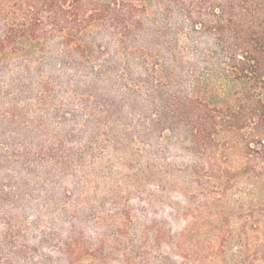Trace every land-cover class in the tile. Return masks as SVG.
<instances>
[{
  "label": "trees",
  "instance_id": "1",
  "mask_svg": "<svg viewBox=\"0 0 264 264\" xmlns=\"http://www.w3.org/2000/svg\"><path fill=\"white\" fill-rule=\"evenodd\" d=\"M0 264H264V0H0Z\"/></svg>",
  "mask_w": 264,
  "mask_h": 264
},
{
  "label": "rangeland",
  "instance_id": "2",
  "mask_svg": "<svg viewBox=\"0 0 264 264\" xmlns=\"http://www.w3.org/2000/svg\"><path fill=\"white\" fill-rule=\"evenodd\" d=\"M254 179H208L209 187H213L214 185L218 186L223 184L221 191H226L227 197L231 199H237L239 198L243 190L249 186V183H251ZM220 187V186H218ZM231 220L232 223L235 221L236 216L235 215H229L225 219ZM182 231V228H180L177 233L180 234ZM151 253L152 260H156L158 258V248L155 244H151L147 247ZM189 244H181V245H172L169 249L170 251L177 252V253H184L190 249Z\"/></svg>",
  "mask_w": 264,
  "mask_h": 264
}]
</instances>
